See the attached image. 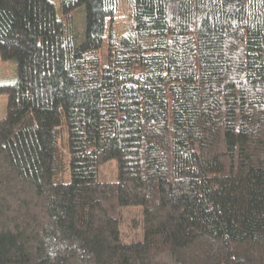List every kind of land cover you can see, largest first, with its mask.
Listing matches in <instances>:
<instances>
[{"label":"trees","instance_id":"obj_1","mask_svg":"<svg viewBox=\"0 0 264 264\" xmlns=\"http://www.w3.org/2000/svg\"><path fill=\"white\" fill-rule=\"evenodd\" d=\"M119 4L0 0V264H264V0Z\"/></svg>","mask_w":264,"mask_h":264},{"label":"rangeland","instance_id":"obj_2","mask_svg":"<svg viewBox=\"0 0 264 264\" xmlns=\"http://www.w3.org/2000/svg\"><path fill=\"white\" fill-rule=\"evenodd\" d=\"M56 6L60 7L61 0H53ZM129 0H120L118 12L116 13L114 23L118 30H121L125 27L128 16H129ZM74 24L75 32L78 35L79 41H81L85 36L86 30V12L85 7L80 6L74 12ZM108 26L110 24L108 23ZM17 77V62L15 59H4L0 54V83L14 81ZM8 95L6 93H0V118H2L7 109ZM64 145L62 144V147ZM102 176L106 179H114L117 174V162L116 159L110 160L103 167ZM68 177V176H67ZM66 178V177H65ZM137 211V207H132L127 209L124 214V220L122 223V231L124 233V238L129 240L139 236V228H131L128 225V215L132 212Z\"/></svg>","mask_w":264,"mask_h":264}]
</instances>
